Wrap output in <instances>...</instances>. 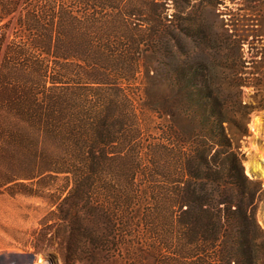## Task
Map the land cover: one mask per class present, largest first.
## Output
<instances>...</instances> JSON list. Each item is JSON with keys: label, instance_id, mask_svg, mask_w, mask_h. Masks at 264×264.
Segmentation results:
<instances>
[{"label": "rangeland", "instance_id": "obj_1", "mask_svg": "<svg viewBox=\"0 0 264 264\" xmlns=\"http://www.w3.org/2000/svg\"><path fill=\"white\" fill-rule=\"evenodd\" d=\"M123 9L134 16L120 29L118 43L110 40L109 48L118 53L127 52V38L138 42L152 33L150 28L160 27L154 42L138 51L140 69L132 84L115 82L121 91L103 101L106 108L119 104L116 118L133 137L128 151L106 168L109 180L101 178L108 194L93 181L90 206L107 221L83 214L76 225L52 214L48 202L58 196L64 177L23 158L14 163L21 167L11 171L15 181L0 187V264H213L209 252H196L194 259L175 255L188 237L173 239L178 213L171 215L165 200L173 188L169 182L182 179L181 161L187 160L189 147L180 140L195 126L192 106L183 105L181 98L192 89L177 93L166 81L169 71L182 67L217 100L224 142L249 182L248 210L256 226L253 264H264V180L259 171L264 168V0H129ZM73 69V81L86 82L81 69ZM89 102L95 105L93 97ZM219 151L214 148L209 155ZM131 164L138 171L129 182L122 174ZM27 175L32 179L25 180ZM78 226L96 236L86 239L85 232H76Z\"/></svg>", "mask_w": 264, "mask_h": 264}, {"label": "trees", "instance_id": "obj_2", "mask_svg": "<svg viewBox=\"0 0 264 264\" xmlns=\"http://www.w3.org/2000/svg\"><path fill=\"white\" fill-rule=\"evenodd\" d=\"M128 1L0 0V187L15 181L11 171L21 167L14 163L23 158L61 175L65 184L48 204L52 214L76 225L83 214L107 221L90 206L93 181L108 194L101 178L109 180L106 168L128 151L133 137L116 118L119 104L106 108L103 101L111 92L112 97L118 95V83L132 84L140 69L138 51L154 42L160 27L150 28L152 33L138 42L127 38L125 54L109 48L110 40L117 44L120 29L134 16L123 9ZM74 67L81 69L86 82L73 81ZM166 81L177 93L192 89V94L180 97L183 105L191 104L195 125L180 140L189 147L187 160L181 161L182 179L169 182L173 188L165 199L170 214L178 213L173 239L188 237L181 249L173 247L175 255L194 259L203 251L213 254V264H253L256 226L248 210L249 182L224 142L217 100L198 88L189 69L169 71ZM214 148L220 151L210 156ZM137 171L131 164L122 175L130 182ZM63 195L65 207L60 208ZM76 232H85L86 239L95 235L79 226Z\"/></svg>", "mask_w": 264, "mask_h": 264}, {"label": "bare ground", "instance_id": "obj_3", "mask_svg": "<svg viewBox=\"0 0 264 264\" xmlns=\"http://www.w3.org/2000/svg\"><path fill=\"white\" fill-rule=\"evenodd\" d=\"M262 162H264V161H262ZM259 171L261 174V178L264 180V168L263 169L261 168Z\"/></svg>", "mask_w": 264, "mask_h": 264}]
</instances>
